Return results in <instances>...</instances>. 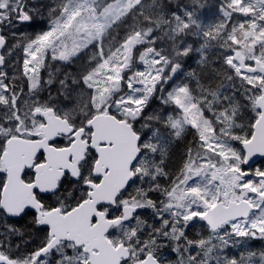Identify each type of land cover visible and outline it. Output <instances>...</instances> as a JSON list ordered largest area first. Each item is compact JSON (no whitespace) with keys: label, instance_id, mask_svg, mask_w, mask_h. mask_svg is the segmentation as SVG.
<instances>
[{"label":"snow or ice","instance_id":"6c2138e0","mask_svg":"<svg viewBox=\"0 0 264 264\" xmlns=\"http://www.w3.org/2000/svg\"><path fill=\"white\" fill-rule=\"evenodd\" d=\"M207 7L0 0V264H264V0Z\"/></svg>","mask_w":264,"mask_h":264},{"label":"trees","instance_id":"16d2710c","mask_svg":"<svg viewBox=\"0 0 264 264\" xmlns=\"http://www.w3.org/2000/svg\"><path fill=\"white\" fill-rule=\"evenodd\" d=\"M43 3H50L51 0H42ZM220 0H208V7L206 9H204V16L205 17H209V16H215L216 15V7L219 4ZM35 23L37 25H40L42 23L41 19H38L37 21H35ZM40 28L39 26L36 27L35 29H28L27 31L31 32V31H39ZM55 67H59V65H56ZM177 150H182L183 151V146L180 145L178 146ZM261 165H264V159H259L255 162V166L259 167Z\"/></svg>","mask_w":264,"mask_h":264},{"label":"rangeland","instance_id":"374dc122","mask_svg":"<svg viewBox=\"0 0 264 264\" xmlns=\"http://www.w3.org/2000/svg\"><path fill=\"white\" fill-rule=\"evenodd\" d=\"M217 16V14L215 16H209V17H206L208 20H212V19H215ZM177 152H175V154L173 155V163H178L179 162V158H180V152L179 150H176ZM181 153H182V150H180ZM256 246H260L261 243H264V242H259V241H256V242H253Z\"/></svg>","mask_w":264,"mask_h":264},{"label":"water","instance_id":"95a60500","mask_svg":"<svg viewBox=\"0 0 264 264\" xmlns=\"http://www.w3.org/2000/svg\"><path fill=\"white\" fill-rule=\"evenodd\" d=\"M255 159V162L259 159H264V157H257V158H254Z\"/></svg>","mask_w":264,"mask_h":264},{"label":"bare ground","instance_id":"6f19581e","mask_svg":"<svg viewBox=\"0 0 264 264\" xmlns=\"http://www.w3.org/2000/svg\"><path fill=\"white\" fill-rule=\"evenodd\" d=\"M177 152V151H176ZM180 154H181V151H180Z\"/></svg>","mask_w":264,"mask_h":264}]
</instances>
